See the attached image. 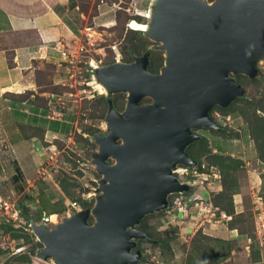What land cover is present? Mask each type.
Here are the masks:
<instances>
[{"label": "rangeland", "instance_id": "374dc122", "mask_svg": "<svg viewBox=\"0 0 264 264\" xmlns=\"http://www.w3.org/2000/svg\"><path fill=\"white\" fill-rule=\"evenodd\" d=\"M149 2L73 0L70 15L78 29H72L71 44L62 41V46L72 50L75 59L34 60L37 92L7 94L12 107L17 109V102L24 100V106L40 108L44 117L37 122L3 114L5 120L0 114V264H53L35 256L41 243L28 225L30 220L42 222L43 216L36 219L39 190L43 199L59 205L93 204L101 177L91 162L97 150L93 135L106 128L107 104L96 84H87L93 79L88 62L107 65L114 59L113 49L125 57L130 50L140 54L151 44L146 36L139 37L140 30H133L138 21H146L140 10L147 11ZM134 45L141 46L136 50ZM156 51L162 57L163 51ZM55 55L62 57L60 51ZM258 70L253 77L235 75L245 88L242 97L227 107L212 106L210 116L219 129L194 130L199 138L186 151L204 174L177 176L190 189L169 194L166 209L140 221L138 228L154 241L138 239L139 264H264V63L258 64ZM115 101L122 108L126 93H116ZM50 119L61 122L55 127L57 133L45 134ZM13 131L24 138L36 135L40 144L24 148L36 166L27 175L29 181L13 174L16 163L8 145ZM11 208L26 210L28 217L7 219L5 211Z\"/></svg>", "mask_w": 264, "mask_h": 264}, {"label": "water", "instance_id": "95a60500", "mask_svg": "<svg viewBox=\"0 0 264 264\" xmlns=\"http://www.w3.org/2000/svg\"><path fill=\"white\" fill-rule=\"evenodd\" d=\"M150 40L142 55L91 69L107 98L104 132L93 135L91 162L101 175L91 206L63 215L53 226L30 220L41 247L35 256L53 264H139L138 228L147 214L166 209L168 195L190 185L174 171L196 165L186 147L200 127L219 129L213 105L227 107L245 94L237 74L249 77L264 63V0H150L145 16ZM162 50L159 72L148 55ZM126 93L124 108L111 98ZM148 98L149 101L141 102Z\"/></svg>", "mask_w": 264, "mask_h": 264}, {"label": "crops", "instance_id": "0c3cea01", "mask_svg": "<svg viewBox=\"0 0 264 264\" xmlns=\"http://www.w3.org/2000/svg\"><path fill=\"white\" fill-rule=\"evenodd\" d=\"M72 1L0 0V114L3 119L6 120V114L11 119L18 116L21 120L31 119L37 122L40 116L44 117L39 112L40 108L37 107L36 111L24 106V100L17 102V109L12 107V97H7V94L13 93L20 97L27 91L37 92L38 86L32 79V74L35 73L33 61L48 59L57 63L62 59L56 57L55 45L63 44V41L69 46L74 38L72 29L78 27L70 15ZM59 122L61 121L58 119H50L44 133H57L55 127ZM16 131H13L14 135L8 140L18 170L13 171V174L16 178L19 176L29 181L27 175L34 173L36 166L29 162L25 149L40 144L36 135L28 134L29 138H24L20 131ZM38 162L39 159L36 160V165Z\"/></svg>", "mask_w": 264, "mask_h": 264}, {"label": "built area", "instance_id": "2783aa9c", "mask_svg": "<svg viewBox=\"0 0 264 264\" xmlns=\"http://www.w3.org/2000/svg\"><path fill=\"white\" fill-rule=\"evenodd\" d=\"M55 48L57 49V51H60L62 58L68 59L70 61H73L75 59V55H74L75 53L72 52V50H67L64 46H62V44L57 43L55 45ZM113 50H114V56H113L114 60H119V58L121 57V53L117 49L116 50L113 49ZM97 64H98V62H95L93 64L91 61H89L88 62L89 70H91ZM87 84H89V82H87ZM174 173L176 176H178L180 178L187 176V175L198 176L199 174H204V173L198 171V167H196L194 165H186V164L178 165L176 170L174 171ZM64 205H65L64 215H71V214L75 213L76 211L84 208L79 203H77L76 201H68V202H65ZM5 213H6L7 219H12V220H17V219L21 220L22 219V212L18 208L8 209L7 211H5ZM53 215H54V217L56 216L57 219L53 218L52 217ZM61 216H63V215H59L58 213L48 214V215L44 214L43 218H42V222H44L45 224H50V225L55 224L57 221L60 220Z\"/></svg>", "mask_w": 264, "mask_h": 264}, {"label": "flooded vegetation", "instance_id": "af4514ba", "mask_svg": "<svg viewBox=\"0 0 264 264\" xmlns=\"http://www.w3.org/2000/svg\"><path fill=\"white\" fill-rule=\"evenodd\" d=\"M138 35L141 38H143L145 36L143 34V32L142 33H138ZM155 44L156 43H154V41L151 40V44L150 43H147L146 46H145V49L140 54L139 53H136L133 50H130L128 56H125L124 57V56L121 55V57L119 58V60H121L122 62H125V63H131V62H133L135 60L134 55L142 56L149 49V46L150 45L152 46V45H155ZM112 63H113V61H112ZM152 63L153 64L155 63V65L152 66ZM163 63H164V55H163V53H162V57H160V56L157 55V51L155 49L154 50L151 49V54L148 55V65H147V69L149 70V66L151 64V70H149V71H151V73H157V72H159V70H160L161 66L163 65ZM115 95H116V93L113 94V95H111V98H112V101H113V105H114V107L117 110L121 111L124 108V106H122V108H119L121 105H118L116 103V101H115ZM107 98H108V96L106 94H104V99L106 101V104H107ZM106 112H107V110H106ZM100 132H104V131H100Z\"/></svg>", "mask_w": 264, "mask_h": 264}, {"label": "trees", "instance_id": "16d2710c", "mask_svg": "<svg viewBox=\"0 0 264 264\" xmlns=\"http://www.w3.org/2000/svg\"><path fill=\"white\" fill-rule=\"evenodd\" d=\"M137 18L139 19L140 17H137ZM131 29H133V28H131ZM138 33H142V31L140 30ZM140 46L141 45H138V46L134 45V47H135L136 50H138L140 48ZM154 65H155V63L154 64L152 63V66H154ZM149 70H151V64L149 66ZM235 78L237 79L236 76H235ZM16 171L18 172L17 169H16ZM43 197H44V192L41 191V190H39L40 209H39V211L37 213L36 219H40L41 216H43L44 214H46V215H48V214H54V213H58L59 214L60 212L65 211V205L64 204L60 203V205H59L58 202H56V201L55 202H50V199H47V198L46 199H43ZM82 207H85V206H82ZM21 212H22V214L24 216L28 217L26 210H22Z\"/></svg>", "mask_w": 264, "mask_h": 264}, {"label": "bare ground", "instance_id": "6f19581e", "mask_svg": "<svg viewBox=\"0 0 264 264\" xmlns=\"http://www.w3.org/2000/svg\"><path fill=\"white\" fill-rule=\"evenodd\" d=\"M143 7V6H142ZM144 8V7H143ZM140 15H143L144 17L147 16V11L145 10H140ZM145 29V23L144 22H137V26L134 30H143ZM93 64L95 63L94 61H91ZM89 84H96L95 88L98 90L100 94L104 93V88L102 85H99L95 83V81L92 79Z\"/></svg>", "mask_w": 264, "mask_h": 264}]
</instances>
